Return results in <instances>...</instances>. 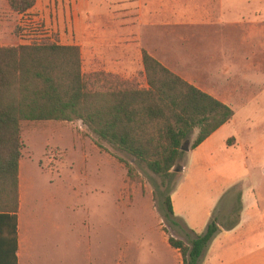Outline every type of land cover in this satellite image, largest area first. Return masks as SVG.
<instances>
[{
    "label": "rangeland",
    "instance_id": "374dc122",
    "mask_svg": "<svg viewBox=\"0 0 264 264\" xmlns=\"http://www.w3.org/2000/svg\"><path fill=\"white\" fill-rule=\"evenodd\" d=\"M170 1L189 7L198 2ZM230 1L246 12L252 10L251 15L245 14L242 28L231 30L234 40L250 42L244 48H234L237 81L248 73L249 62L264 66V0ZM64 2L54 0L53 9L45 14L42 10L48 6L43 7L44 0H35L34 6L20 15L11 11L7 0H0V47L39 42L61 45L58 23L66 27L68 17L70 29L64 34L69 40L63 43H80L82 56L81 39L75 38L73 30V17L78 15L68 4L64 7ZM98 2L96 8L97 0H92V23H109V18L114 22L115 17L133 32L140 8L147 6L148 0ZM104 7L115 16H105ZM140 21H145L144 16ZM246 22L257 24V28L250 31ZM144 24H138L139 34H145ZM184 29L179 33L186 38H211L199 35L194 27ZM82 71L99 72L84 71L83 63ZM115 76L124 82L121 88L130 83L147 88L144 73L133 79ZM113 84L108 82L105 87ZM251 91L253 94L242 96L251 103L235 104L231 125L200 156L190 151L195 134L190 137L189 151L183 152L176 165L186 169H173L167 181L97 138L80 121L24 125L22 173L31 188L28 200L36 214L34 230L47 235L52 249L48 264H182L180 253L168 245V238L186 242L187 236L203 234L212 221L218 231L199 264H230L234 258L247 256L264 264V88ZM231 139L236 140L235 146L229 144ZM180 184L198 187L181 202L179 196L175 198L177 215L190 213L195 230L185 217L170 215L165 205V199Z\"/></svg>",
    "mask_w": 264,
    "mask_h": 264
},
{
    "label": "trees",
    "instance_id": "16d2710c",
    "mask_svg": "<svg viewBox=\"0 0 264 264\" xmlns=\"http://www.w3.org/2000/svg\"><path fill=\"white\" fill-rule=\"evenodd\" d=\"M16 14L35 0H7ZM147 88L124 84L103 71L84 74L78 46L39 42L0 47V264H17L18 173L22 127L38 122L80 121L93 135L142 163L163 181L171 178L184 142L190 151L234 116L233 110L187 83L145 51ZM108 82L113 87L106 88ZM128 175L131 176L130 165ZM173 215L170 197L165 199ZM218 231L212 221L186 242L168 238L182 264L199 261Z\"/></svg>",
    "mask_w": 264,
    "mask_h": 264
},
{
    "label": "crops",
    "instance_id": "0c3cea01",
    "mask_svg": "<svg viewBox=\"0 0 264 264\" xmlns=\"http://www.w3.org/2000/svg\"><path fill=\"white\" fill-rule=\"evenodd\" d=\"M98 1L96 8L99 7ZM53 4L54 0H51V3L49 0H44L43 7L48 6V8L42 12L47 14L50 9H53ZM67 4L68 7L76 9L78 15L77 18L73 17V30L75 38L81 39L82 63L86 72L103 71L124 79L136 78L144 73L142 51H145L169 71L220 101L233 112L236 103L241 106L251 103V99L242 96L253 94L251 90L258 87L264 88V74L261 75L264 66L262 65L256 67L249 62L248 73L239 76L236 81L233 70L235 68L234 48H244L250 42L248 39L234 40L231 38V30L242 28L245 23L244 16L251 15L252 10L246 12L242 7L234 6L230 0H198L193 7L178 3L173 5L170 0H164L161 4L158 0H148L147 6L140 8L138 17L139 25L145 22V34H139L138 24L133 32L123 28L107 7H104L105 16L107 13L110 17H114V22L109 18V23L103 21L92 23L90 16L92 0H66L64 7ZM56 9L61 10V6L57 5ZM142 16L145 19L143 22L140 21ZM66 21V27L62 26L61 22L58 23L61 45L80 46L77 42L63 43L69 40L64 34V30L70 29L68 17ZM246 25L250 31L252 28H257L255 23L246 22ZM189 27L196 28L197 32L199 30V35H210L211 38L192 39L179 33L180 29L183 31L184 28ZM237 53L240 51L237 50ZM251 71L255 72V75H250ZM235 116L234 112L233 118L194 149L193 154L200 156L199 154L209 147L215 137L223 136L226 127L231 125ZM229 144L235 146L236 140L231 139ZM185 169L183 165L182 172ZM30 190V185L27 184L22 173L21 158L18 173L17 264H48L52 249L47 235L38 229L37 232L34 230L37 228L36 214L28 200ZM195 191H198L195 184L183 186L180 184L170 196L174 217L180 219L185 217L192 230L195 228L191 223H195L190 219V213L177 215L175 198L179 196V202H181L188 194ZM179 208L183 209L181 204ZM219 259L217 258V261H220ZM231 263L258 264L256 259L248 256L234 258Z\"/></svg>",
    "mask_w": 264,
    "mask_h": 264
},
{
    "label": "water",
    "instance_id": "95a60500",
    "mask_svg": "<svg viewBox=\"0 0 264 264\" xmlns=\"http://www.w3.org/2000/svg\"><path fill=\"white\" fill-rule=\"evenodd\" d=\"M188 144L189 141L184 142V144L181 147V151L188 152L189 151ZM174 172H182V168H178V166H176V168H174Z\"/></svg>",
    "mask_w": 264,
    "mask_h": 264
}]
</instances>
